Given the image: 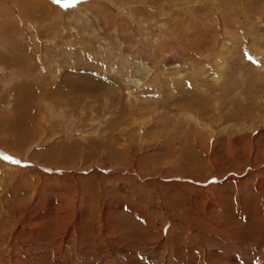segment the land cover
Returning a JSON list of instances; mask_svg holds the SVG:
<instances>
[{"label": "rangeland", "instance_id": "374dc122", "mask_svg": "<svg viewBox=\"0 0 264 264\" xmlns=\"http://www.w3.org/2000/svg\"><path fill=\"white\" fill-rule=\"evenodd\" d=\"M0 264H264V0H0Z\"/></svg>", "mask_w": 264, "mask_h": 264}, {"label": "bare ground", "instance_id": "6f19581e", "mask_svg": "<svg viewBox=\"0 0 264 264\" xmlns=\"http://www.w3.org/2000/svg\"><path fill=\"white\" fill-rule=\"evenodd\" d=\"M21 1V0H20ZM24 2V1H23ZM173 37V36H172ZM173 43V42H172ZM169 45V44H168ZM181 46V45H180ZM162 48V47H161ZM167 49V48H166ZM157 50V49H156ZM177 50H179V49H177ZM176 50V51H177ZM169 52V51H168ZM183 55V54H182ZM170 56V55H169ZM166 60V59H165ZM172 60V59H171ZM198 61V60H197ZM196 61V62H197ZM197 63H199V61L197 62ZM161 64V63H160ZM226 64V63H225ZM222 67V66H221ZM49 68V67H48ZM219 69H220V67H218ZM222 69V68H221ZM220 73H222V71L220 72ZM68 74V73H67ZM223 75V74H222ZM220 78H222L220 75H218L217 76V79L220 81ZM224 78V77H223ZM63 81H66L67 83V87H71L73 90L75 89V90H77V92H85L86 94H92V93H95V94H100L101 92H102V86H95L93 83H90V82H87V81H84L83 79H80V78H76V79H65V80H63ZM219 81H215V82H217V84L219 83ZM62 83V82H61ZM95 83V82H94ZM133 83L134 84H137L138 86H143V85H141V83L140 82H134L133 81ZM59 84V83H58ZM136 85V86H137ZM32 88H33V86H31ZM62 87V86H61ZM42 89V88H41ZM40 89V90H41ZM42 91H45L44 89L42 90ZM46 92V91H45ZM42 94V93H41ZM47 93H45V95H46ZM49 94H51L50 96L52 97V100H53V98H58V96H59V99H62L63 97H62V94H61V91H60V87L59 88H56V90H53V93L51 92V93H49ZM44 95V96H45ZM64 96V95H63ZM50 97V98H51ZM128 98H129V96H128ZM206 100V101H205ZM203 99V101L204 102H208L209 104L211 103L208 99ZM239 100V99H238ZM237 102V101H236ZM239 102V101H238ZM179 103H180V101H179ZM235 103V102H234ZM241 103V102H240ZM239 103V106H241V109H242V104H240ZM243 103V102H242ZM195 105V104H194ZM193 105V106H194ZM207 105V104H206ZM236 105V104H235ZM205 106V105H204ZM220 106H223V104L222 105H219V107ZM188 107V106H187ZM203 107V106H202ZM201 107V108H202ZM23 109V108H22ZM206 109V108H205ZM210 109V108H209ZM194 111H196V109L194 110ZM200 111V110H199ZM201 113H203V112H201ZM23 114V113H22ZM197 114H199L198 112H197ZM207 114V113H206ZM200 115V114H199ZM228 116V115H227ZM200 117V116H199ZM208 142V141H207ZM231 142V141H230ZM212 144V143H211ZM216 145V144H215ZM200 148V147H199ZM179 149V148H178ZM185 149V148H184ZM176 153V152H175ZM180 153V152H179ZM163 222V221H162ZM164 222H166V220L164 219ZM200 255V254H199Z\"/></svg>", "mask_w": 264, "mask_h": 264}, {"label": "snow or ice", "instance_id": "6c2138e0", "mask_svg": "<svg viewBox=\"0 0 264 264\" xmlns=\"http://www.w3.org/2000/svg\"><path fill=\"white\" fill-rule=\"evenodd\" d=\"M17 163L19 162V161H16Z\"/></svg>", "mask_w": 264, "mask_h": 264}]
</instances>
